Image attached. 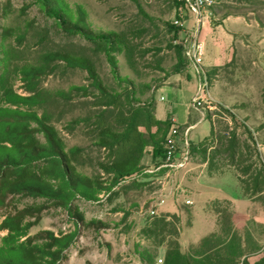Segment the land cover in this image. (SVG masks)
Masks as SVG:
<instances>
[{
	"label": "rangeland",
	"instance_id": "obj_1",
	"mask_svg": "<svg viewBox=\"0 0 264 264\" xmlns=\"http://www.w3.org/2000/svg\"><path fill=\"white\" fill-rule=\"evenodd\" d=\"M69 1L86 7L95 28L124 35L128 49L118 56L120 72L135 82L134 89L115 81L106 56L97 52L93 43L79 35L60 32L53 20L39 11L34 0H0V26L12 29L6 42L12 57L7 81L16 91L30 93L18 75L20 65L37 64L44 53L61 50L90 58L104 83L119 96L116 103L110 104L91 87L85 71L67 68L59 62L53 63L49 73L38 81L34 90L42 101L38 111L47 115L68 147H82L78 163L81 171L107 178L100 165L112 160L120 149L97 145L101 128L121 130L126 116L136 111L147 113L162 93L166 100L159 102V106L165 107L172 101L168 92L158 89L174 74L190 76L183 38L184 32L193 26L199 28L205 45L203 67L213 98L212 108L203 110L206 118H212L216 135L235 134L241 140L248 139L253 159L258 160L259 156L264 160V0H221L198 24L180 0ZM27 4L30 7L23 13ZM73 85L87 86L91 95L69 94ZM140 130L147 132L143 126ZM151 130L155 132L157 127ZM194 134L196 141H200L208 130L201 125L190 136ZM207 139L212 153L219 142L211 136ZM166 149L167 141L159 142L155 148L148 146L142 174L123 180L110 197L104 196L99 202L77 201L86 221L97 220L107 226H81L78 241L60 264H143L136 253L137 245L155 255V264H165L170 240L178 239L181 252L195 256L226 240L232 232L238 234L242 248L250 253V264L264 255V193L251 197L243 192L239 199L247 203V226L244 231H233L237 207L232 201L215 200L200 205L187 183L188 170L158 169ZM191 153L192 161L205 160L200 151ZM223 158L217 157L215 168L236 170ZM162 170L166 171L159 173ZM145 173L152 174L147 178ZM161 215H166L171 225L161 236H144L142 229ZM217 224L219 237L208 236ZM74 228L63 210L50 208L31 233L42 229L68 232ZM3 234L0 232V239ZM256 244L261 251L253 254L257 252Z\"/></svg>",
	"mask_w": 264,
	"mask_h": 264
},
{
	"label": "trees",
	"instance_id": "obj_2",
	"mask_svg": "<svg viewBox=\"0 0 264 264\" xmlns=\"http://www.w3.org/2000/svg\"><path fill=\"white\" fill-rule=\"evenodd\" d=\"M34 1L39 11L53 20L60 32L79 35L93 43L96 51L106 56L117 83L135 88V82L120 72L118 56L128 49L122 33L95 28L88 10L81 3ZM29 7L27 4L23 13ZM0 27V232L4 233L0 239V264H60L68 258L70 247L78 241L81 226L96 229L107 226L97 220L86 221L77 201L99 202L104 196L110 197L123 180L142 174V160L147 147L155 148L159 142L167 141L172 121L158 120L154 106L147 113L136 111L126 116L121 122V130L101 128L97 145L105 149H120L112 160L100 165L107 178L81 171L78 163L82 147H68L47 115L38 111L42 103L39 93L34 92L38 81L49 73L53 63L59 62L67 68L85 71L91 87L110 104L116 103L119 96L104 83L90 58L61 50L44 53L37 64L20 65L18 75L30 93L16 91L7 81L12 57L6 42L12 36V29ZM74 93L89 96L91 90L85 85H73L69 94ZM208 120L211 137L219 142V146L208 154L209 139H206L199 146L191 145L190 150L200 151L204 159L209 160L210 168H214L217 157L223 156L225 163L238 171V180L246 195L263 194L264 160L259 156L258 160L253 159L248 139L241 140L235 134L216 135L212 118ZM142 126L147 132L140 130ZM152 127H157V130L152 132ZM164 158L165 154L159 166ZM151 174L145 173V177ZM50 208L63 210L75 228L68 232L42 229L32 234L31 229L39 224L43 213ZM170 225L166 215H161L148 223L142 234L158 237ZM237 236L233 232L226 240L195 256L182 253L178 239L170 240L165 264H250L247 257L244 258L250 253L242 248ZM201 244L204 246L206 239ZM255 246L254 251L261 250L258 244ZM136 253L143 264L156 263L155 255L147 248L137 245ZM255 264H264V255Z\"/></svg>",
	"mask_w": 264,
	"mask_h": 264
},
{
	"label": "crops",
	"instance_id": "obj_3",
	"mask_svg": "<svg viewBox=\"0 0 264 264\" xmlns=\"http://www.w3.org/2000/svg\"><path fill=\"white\" fill-rule=\"evenodd\" d=\"M196 88L197 78L192 67H190V76L188 77L180 74L172 75L168 81L158 89L160 92H168V94L172 97V101H170L167 106L161 107L159 106V102L165 101L166 97L163 93L159 95L160 97L155 104V116L160 121L171 120L180 127V133L177 137V157L178 159L182 158L185 152L189 150V159L183 168L174 172L188 170V178L191 182L187 181V183L191 185L195 191V201L200 205H206V203L215 200L232 201L237 207V211L233 217L232 230L241 232L245 230L248 222L245 210L247 208V203L239 199L241 198L240 196L243 195L244 191L238 180L236 170L226 167L221 169L215 167L210 168L208 165V159H199L196 161H192L191 159V152L193 151L190 150V146H199V144L211 136V124L206 118L205 112L192 105ZM162 97H164V99H162ZM201 125L206 126L208 135L203 140L196 141L195 134L194 137H191L190 135L195 128ZM209 152L210 150L208 149V154ZM219 231V226L217 224L208 236L215 235L219 237ZM208 236L206 235V237ZM260 251L253 254H257ZM250 256L251 255L244 256V258L247 257L249 263ZM260 257L262 258V256ZM259 259L260 258H257L254 264Z\"/></svg>",
	"mask_w": 264,
	"mask_h": 264
},
{
	"label": "built area",
	"instance_id": "obj_4",
	"mask_svg": "<svg viewBox=\"0 0 264 264\" xmlns=\"http://www.w3.org/2000/svg\"><path fill=\"white\" fill-rule=\"evenodd\" d=\"M221 0H180L185 8L192 12L194 15L193 21L198 24L205 17L216 4ZM184 48L189 66L192 67L194 74L197 78V88L193 97L192 105L200 110L205 108H212V94L210 91V79L204 70V56L205 45L200 39V30L196 26L188 28L184 32ZM164 99V97H162ZM180 127L172 122V126L167 137V149L165 152V158L163 163L158 169L165 168L167 171L174 172L183 168L189 159V150H187L184 156L178 159V143L177 137L179 136ZM188 203H192L188 200ZM163 261L162 259L160 260Z\"/></svg>",
	"mask_w": 264,
	"mask_h": 264
}]
</instances>
